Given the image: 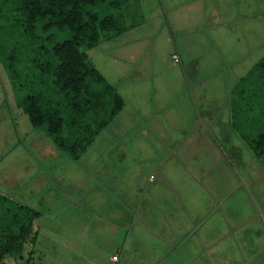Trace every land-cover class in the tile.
<instances>
[{"label": "rangeland", "instance_id": "obj_1", "mask_svg": "<svg viewBox=\"0 0 264 264\" xmlns=\"http://www.w3.org/2000/svg\"><path fill=\"white\" fill-rule=\"evenodd\" d=\"M214 1L212 11L209 10V0L200 2L207 7V12L203 13L204 18L200 15L205 31L201 32L202 38L198 39V43L192 41L187 44L190 47L195 43L186 56V61L191 60L192 64L211 67L213 70L207 71L205 68L206 71L201 72V77L198 78L199 85L191 87L192 92L196 90L197 93L194 106L189 102L182 106L186 115L190 113V109L201 110L203 106L206 110L204 114L209 118L205 120L207 124L212 122L209 116L215 117L216 114L219 115L217 122L222 121V110L226 113L225 100L229 97L233 84L230 80L235 76L244 75L264 55V0H243L248 10L239 4L240 0ZM173 2L176 4V11L165 14L159 10L161 6H158L156 0H132L128 8L133 14L131 17H125V22L144 20L147 22L145 27L128 31L111 41L85 50L96 68L104 74L109 83L115 84L124 96H128L126 90L130 91L131 95L138 86L134 72L137 65L156 64L159 66V72L166 71L169 75L171 74L168 67L171 65L180 68V65L173 63L169 57L168 62L162 59L163 54H170L174 47L172 36L176 37L177 26L172 20L183 27L192 25L188 23V13L196 14L200 13V10L198 1L185 8L178 7L184 4L183 0ZM162 4L167 6L166 2ZM103 12L106 14L111 12V9H105ZM246 12H250V15L252 13V18L258 20H252L253 22L247 25L232 26L231 23L230 28L221 29L223 22L225 24L227 20L242 22V14ZM195 18L199 19V16L196 15ZM241 29L246 40L239 42L234 37L238 36ZM190 36L194 37L195 34ZM243 41L248 46L247 49L243 45L240 49L237 45L234 48L235 43L240 45ZM235 49L241 52L237 55L236 65L230 63L233 58L230 51ZM223 63H230V66L226 68L227 65H223L226 69L221 72L218 67ZM164 64L170 66L165 67ZM176 72H179V75H171L173 83L169 86L168 95L173 100L189 94V89H185L184 94L183 88H180L182 71ZM183 79L185 80V77ZM125 86L127 88H124ZM143 91L141 88L140 93ZM155 96L157 95L152 91L150 98L154 100ZM161 96L164 97V94L159 95ZM153 111L147 109V113L141 114L129 111L128 115L116 116L86 153L74 161L58 150L42 130L33 128L27 116L16 107L10 81L0 63V178L5 175L15 178L0 179V192L15 197L22 204L41 213V217L33 223L37 233L30 264H113L109 260L112 256L111 261H117L113 254L120 256V262L117 264H264V254L261 253L263 250L259 249L264 245V241L259 242L261 245L258 249L253 248V257L257 259L247 261L249 256L240 249V242H236V234L232 232L234 228L231 226L230 232L228 230L221 233L222 237L218 232H207L204 239L208 244L219 239L222 241L218 242L217 247H206L204 254L192 262L194 257H191L187 248L180 247L181 243L179 248H172L177 245L176 239H181L186 232L177 230V223H174L176 217H169L165 212L156 213L161 209V203H158L160 200L156 201V197L152 198L148 211L141 202V211L138 210L139 215L137 214V218L131 223L130 218L124 220L118 216L122 212L121 208L120 211L117 210L122 201L118 199L116 190L124 184L131 197L137 195L139 184L146 186L150 193L155 189L167 192V188L161 185L163 181L147 183L150 172L155 175H165V172H169L171 179L178 180L174 183V188L171 186L168 189L169 192L173 191L175 199H178L179 193L191 197L187 189L196 193L195 197L198 196L200 200L205 196L207 207L209 203L215 202L210 199L214 196L213 181L208 182L209 186L205 184L208 191L202 192L197 186L198 183L191 179H199L201 182L226 179L228 183L231 179H249L252 194L247 196L244 187L235 188L232 193L231 189L229 203L240 211L235 214L244 219L242 221L247 220L248 216L251 218L250 213L256 217L254 213L257 211L251 206L256 202H260L258 209L263 210L260 205L264 204V166L249 156L251 152L236 137H230L227 133L223 136L210 135L208 132L213 128L198 131L196 126H193L195 119L190 118L189 114L188 118L178 125L182 130L176 128L177 126L170 127L175 121H169L165 116L160 117L163 111ZM170 155L172 157H169ZM173 158L178 161H172ZM262 161L264 164V158ZM162 170L165 171L163 174ZM192 174L196 175V178H193ZM224 187L229 189L231 185H224L223 189ZM153 196L155 194L151 193V197ZM110 205L106 212L105 209ZM111 211L118 215L108 214ZM190 211L196 215L193 210ZM175 212L181 213L177 208ZM183 214L185 216H181L182 223L186 217H190L189 210L183 211ZM250 224H247L248 228ZM184 225L187 228L185 223ZM245 231L243 229L244 235L250 237L255 247L257 243L254 235L251 237ZM31 248L29 241L25 244L22 258L9 261L25 264ZM171 250L174 254L168 256ZM255 251L261 255L257 254L256 257ZM216 255L222 259H216Z\"/></svg>", "mask_w": 264, "mask_h": 264}, {"label": "trees", "instance_id": "obj_2", "mask_svg": "<svg viewBox=\"0 0 264 264\" xmlns=\"http://www.w3.org/2000/svg\"><path fill=\"white\" fill-rule=\"evenodd\" d=\"M131 1L0 0V63L16 107L71 160H79L124 107L118 90L85 50L134 26L125 22L133 14ZM105 9L111 12L104 14ZM229 94L231 130L263 159L264 56ZM40 217L39 211L0 192V264H17L9 259L20 260L29 241L25 264H30L37 233L33 223Z\"/></svg>", "mask_w": 264, "mask_h": 264}, {"label": "crops", "instance_id": "obj_3", "mask_svg": "<svg viewBox=\"0 0 264 264\" xmlns=\"http://www.w3.org/2000/svg\"><path fill=\"white\" fill-rule=\"evenodd\" d=\"M156 1L159 3L158 6H161L159 9L161 11V13L167 14L170 11L174 12V11H176L175 9H177V7L175 6L176 4L173 2V0H167V1L166 0H156ZM194 1H198L197 6L200 10V13H196V14L195 13H188L189 18H190V21L188 23L189 24L191 23L192 25H188L185 27L179 25L178 23H176L172 20L173 24L175 23L174 25L177 26V28H176L177 30L175 32L176 37L172 36V38L174 39L173 40L174 47H172V52H170V54L167 53L165 56H164V54L162 56V59L164 60V62H165V60L168 62V60L170 59L171 61H173V63L180 65L179 69L176 68L175 65H171V67H168V70L172 76H175L176 73L179 75V72H176L177 70L182 71V76H181L182 82L180 80H177V82H179V81L181 82L180 88L181 89L183 88L184 94L186 93V92H184L185 89H186V91H187V89H189L188 90L189 94H187L188 96L185 94V96H183V97L181 96L175 100L170 99L168 97V95H170L169 86H171L173 83V81L171 79L173 77L169 74H166V71L165 72L164 71L159 72L158 71L159 66L156 64L154 66H152L151 64H149V65L147 64L148 66L147 65L146 66H142V65L138 66L137 65L134 72H135V78H136L135 82H136V84H138V86H136V88H134V93H132L130 95V91L126 90V95H128V96H124V94H122L123 92L121 90H119L117 87H115V84L110 83L118 90L119 94L122 96V98L124 100V107H123L122 111L117 116L118 117L125 116L124 114L128 115L129 111H131L132 113L137 112V113L141 114V113H147L146 112L147 109H152V111L154 109H156L158 112H161V111L164 112V113L159 115L160 117L165 116V119H167L169 121L172 120L173 122L175 121L174 125L172 123H170V124H172L170 127H176L177 126L176 128L182 130V128H180L178 125L182 123L183 119H187L188 114H189L190 118L195 119L196 122H194L193 126H196L198 131H200V130L208 131V129L213 128V129H211L212 130L211 132L210 131L208 132V133H210V135L223 136V135H225V133H227L230 137L233 136L239 140L238 136L231 130V127H230V114H229V107H228L229 97H227L225 100L226 113L223 111L224 110L223 109L222 110L223 116H221L222 121L220 123L217 122L219 115L216 114L215 117L209 116L210 119H212V122H210V124H207L205 122V120L207 121L209 118L204 114V113H206V110H205V108H203V106L201 107V110L197 109V108H193L192 110L190 109V113H187V115L184 114L186 112V110L184 108L182 109V106H186L188 104V102L194 106V104H193V103H195L194 101L195 100L197 101L196 96H195V94H197L196 90L194 92H192L191 87L199 85L200 80L198 78L201 77V74H202L201 72H204L206 70L207 71L213 70V69H210L211 67H209V68L205 67V66L201 67L198 64H194V63L192 64L191 60L186 61V56L188 55V50H190V48H192L196 42L198 43V39L200 37L202 38L201 32L205 31V28H203V26L201 25L204 22L202 21L203 19L200 17V15L202 14V16L204 18L203 13L205 11L207 12V10H205V9H207V7H206V5H203L202 3H200V2H202V0H183L184 4L182 6L181 5L178 6L180 8L191 7L193 5L192 2H194ZM219 1H221V0H219ZM164 2H166L167 6H165V4L164 5L162 4ZM213 2H215V1L209 0V10L211 9L210 11L213 10ZM238 2H239V4L241 3L245 9H247L245 1L240 0ZM253 5L251 6V8L253 7ZM262 8L263 7H261V9ZM196 15L199 16V19L195 18ZM242 15H244L243 16L244 18H242V22H239V23L237 21H235V22L229 21L228 22V20H227V22L225 24L223 22L222 25H224V26L221 29L230 28L231 23H233L232 26L238 25V24H242V25L246 24L247 25L248 23H251L255 20H258V18H252V13L250 15V12H246V14L243 13ZM248 16L249 17L251 16V17L248 19L247 18ZM146 23L147 22H145L144 20H142L140 22L134 21V26L132 28H129L124 33L131 31V30H137V29L143 28V27H145ZM240 31H241L240 33L238 32V36L234 37V38H236V41H239V42H240V40H243V39L246 40V37L244 38V36H243L242 29ZM124 33H122V34H124ZM122 34H120V35H122ZM191 34H195V36H194L195 38L190 36ZM119 36H117V37H119ZM109 41H111V40H109ZM192 41H195V43H192V45L190 47H188L187 44L191 43ZM106 42H108V41H106ZM106 42H103V43H106ZM241 43L242 44H240V45L235 43L234 48L236 47V45H237V47L239 46V49L242 48V45L245 46L246 49L248 48V46L246 45V43H244V41ZM239 49L238 50L235 49V50L230 51L231 55L233 56V58L230 60V63H232L234 65L237 64V62H236L237 61V55L241 53L239 51ZM139 53H141V52H139ZM173 55L178 56L179 61H174L172 58ZM168 57H169V59H168ZM234 58H235V60H234ZM159 59H160V56H159ZM169 63H171V62H169ZM230 63L229 64L223 63L220 67H218V70L220 69L221 72H224L225 69L228 66H230ZM223 65H227L226 68H224ZM166 66H170V65L166 64L165 67ZM165 67H163V68H165ZM205 68H207V69L205 70ZM248 71L249 70H247L246 73ZM161 74H163V76H161ZM102 75L104 76L103 73H102ZM184 77H185V80L183 79ZM188 77L190 78L189 80H188ZM241 77L235 76L230 80L231 81L230 83L231 84L233 83L232 87L237 83V81ZM139 78H142L143 80L141 81V80H139ZM177 78H179V76ZM191 81L194 84H192ZM139 82H140V84H139ZM124 88H127V86H125ZM141 88H143L144 91L140 93ZM228 88L229 87H227V89ZM128 89L130 90L131 88H128ZM152 91L157 95V96H155L154 100H152L150 98V93H152ZM162 94H164V97L163 96L159 97V95H162ZM179 94H181V93H179ZM129 95H130V97H129ZM198 101L200 103V98L198 99ZM142 104L146 107L142 106ZM171 104H174V105H171ZM127 105H128V108L126 109ZM143 108H144V110H143ZM141 110H143V112ZM151 115L154 116L155 114H151ZM183 115H185L184 118H183ZM164 122L166 123V121H164ZM165 123H163L164 126H167V124H165ZM159 126H160V124H159ZM206 131H204V132H206ZM164 134L166 135L167 133L164 132ZM94 142L91 144V146L94 144ZM241 144L245 147V145L242 142H241ZM249 156L252 157L255 160V162L260 163L259 165H262V167L264 166L263 161H262L263 159H258L255 156H253L252 154H250ZM169 157H172V155H170ZM173 160H177V158H173L172 161ZM164 161H166V160H164ZM164 172L165 171L162 170V174ZM150 173L151 174H149V178L147 179V183L148 184L154 183L157 180L163 181L164 183L161 185H164L165 189L167 188V192L166 191L159 192V191H157V189H155L154 192H151V193H153V195L155 194V196L151 197V193L146 190L147 189L146 186L139 184L137 187L138 188L137 189V192H138L137 195L134 197H131L129 192L127 191V187L124 184L122 187H119L116 190L117 191L116 194H117L118 199H120L122 201V203L119 204L120 205L118 207L119 209H117V210L120 211V208H121L122 212H120V215H118L117 213H114L113 211H111L110 213L108 212V214L114 215V216L118 215L119 217L121 216L124 218V220L128 219L130 217L129 222L131 223L133 220H135V218H137L136 216H137V214L139 215V211H141V207H140L141 202H142V206L144 207V209L146 211H148L149 210V204H150V202H152V198L155 199V197H156L155 200L156 201L160 200V202L158 201V203H161L160 204L161 209L157 210L156 213L165 212L166 215H169V217L170 216L173 218L176 217L177 220L174 223L175 224L177 223V224L175 227H178L177 228L178 231L182 230L183 233L186 232L185 235H183L181 237V239L180 238L176 239L177 245L172 246V248L175 250L176 247H178L181 243L180 247L187 248L191 254V257H194L192 259V262H194L196 260L195 259L196 257L201 256V254L205 251L206 247H208V248H213V246L217 247V245H219L218 242L222 241V239H219V240H215V242L213 241V242H210V244H208L206 242V239H204L205 234L207 232H210L213 234L218 232L219 236L222 237L221 233H224L225 231L228 232V230L230 232V226L234 228L232 232L236 234V238H235L236 242L237 241L240 242V249L242 251H244L245 254H248V256H249L247 261H250L251 259H257V258L253 257L252 252H254L253 248H255V250H256V247H257V249L260 247L261 244L259 245V242L261 240L264 241V204L260 205V207L263 206V210L258 209L257 205L260 202H256L255 204L251 205V206H253L254 209H256L255 211H257V212H255L254 214L256 215V217L258 219H256V217H253V214L250 213L252 215L251 218H248L249 217L248 216L246 218L247 220L242 221L244 219L237 217V215L235 214L239 210L237 211L232 206V203H229L230 200H228L229 197H231V195H229V192L232 189V191H231V193H232L235 188L239 189L240 187L241 188L244 187V191L247 194V196H248V194L251 195L252 190L250 188L251 185H250L249 179H231L229 183H228V180H226V179H217V181H215V179H213V180L209 179L206 182L204 180H202V182H201V180H199V179H191V181L195 180L198 183L197 186H199L200 191H202V192H207L208 190H206L207 187L205 184L208 185V182L210 183L211 181H213L212 186L214 188V191H213L214 194L213 193L212 194L214 196H211L210 199H214L215 202H214V204H212V202L209 203V205L207 207L206 206L207 199H205V196H204V198H202L200 200L198 196L195 197L197 195L196 193H192L191 190H187L186 188L185 189H186L188 195L191 197H185L186 194L179 193L178 199H175L174 198L175 194L173 193V191L169 192L168 189H170L171 186L174 188L173 185H174V183H177L178 180L177 179H171L170 175H168L169 172L168 173L165 172L166 174L165 175L163 174L164 176L160 175L159 173L157 175H155L154 172H150ZM151 175L153 176L152 179H150ZM195 176L196 175L192 174L193 178H196ZM0 179L12 180L15 178H13V176H10V175H5L4 177L2 176V178H0ZM223 184L226 186L229 184V186L231 185V188L228 189L227 187H224V189H223V186H224ZM189 192H191V194H189ZM162 193H164V194H162ZM158 197H159V199H158ZM170 198H171V200H170ZM262 199L264 200V198H262ZM262 199H260V200H262ZM254 200L255 199L253 198V201ZM110 207H111V205L108 206L107 209H105L106 212H107V210L110 209ZM153 208L154 207H152V209ZM175 208L179 209L181 211V213L180 212L176 213ZM187 210H189V212H190V217L185 218L184 223L187 225V228H186L184 223L181 222V216L184 217L185 215L183 214V211L186 212ZM190 210H193L196 215H193ZM156 213H153V214H156ZM175 213H176V215H175ZM238 213H240V211ZM140 214H141V212H140ZM177 214H178V216H177ZM225 214H227V215L225 216ZM228 216L235 217V218L232 219L230 217V219H229V218H227ZM225 217H226V219H225ZM207 224L209 225L208 228H207ZM247 224H250L249 228H248ZM257 224H258V226H257ZM191 226H192V228H191ZM173 228H174V226H173ZM243 229H245L246 230L245 233H247L248 235H251V237L254 235L255 242L257 243L255 245V247L253 246L252 241L250 240V237L244 235ZM177 230H176V232H177ZM128 231H130V230H128ZM171 231L173 232V229ZM199 234H201V235H199ZM185 236H187V237H185ZM206 244H208V246H206ZM259 249H262L263 252H261V253L264 254V245H262V247ZM188 251H187V254H189ZM249 253H251L252 255H250ZM255 253H256V257H257V254L261 255L259 252L255 251ZM173 254H174V252H173V250H171L168 253V256H172ZM231 254H232V252H231ZM111 257L112 256L109 257V260H111ZM118 258L120 260L119 255H118ZM215 258L219 259V260L222 259L221 257H219V255H216ZM215 262H216V260H215ZM236 264H237V262H236Z\"/></svg>", "mask_w": 264, "mask_h": 264}, {"label": "built area", "instance_id": "obj_4", "mask_svg": "<svg viewBox=\"0 0 264 264\" xmlns=\"http://www.w3.org/2000/svg\"><path fill=\"white\" fill-rule=\"evenodd\" d=\"M172 58H173L174 61H179V58L176 55H173ZM152 178H153V176L151 175L150 179H152ZM113 258H116V256H113Z\"/></svg>", "mask_w": 264, "mask_h": 264}]
</instances>
